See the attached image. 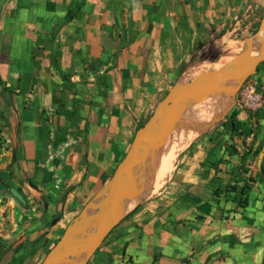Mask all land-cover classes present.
Here are the masks:
<instances>
[{
	"label": "crops",
	"instance_id": "1",
	"mask_svg": "<svg viewBox=\"0 0 264 264\" xmlns=\"http://www.w3.org/2000/svg\"><path fill=\"white\" fill-rule=\"evenodd\" d=\"M263 9L264 0H0L1 180L36 202L25 227L43 237L32 255L110 182L166 88L161 53L183 36H226ZM207 130L157 195H130L135 205L84 264H264V103L235 100Z\"/></svg>",
	"mask_w": 264,
	"mask_h": 264
},
{
	"label": "rangeland",
	"instance_id": "2",
	"mask_svg": "<svg viewBox=\"0 0 264 264\" xmlns=\"http://www.w3.org/2000/svg\"><path fill=\"white\" fill-rule=\"evenodd\" d=\"M263 14L264 9L257 15L255 20L253 16L248 18L246 20L247 25L243 24L241 28L234 30L232 33H228L226 31V36H216L215 39L209 42L208 40L192 42L191 37L189 36L181 37V41L177 39L176 43L172 42L170 46L171 51L166 53V55L161 53L160 58H163L161 59L163 62L160 64V67L157 70L159 77H161L160 79H166V88L159 96V100L153 107V111L148 120L155 114L159 105L169 96L172 89L176 85L181 84V81L182 83H186L198 77L204 76L207 73L220 69L217 68V63L222 60H227L226 65L234 63V52L246 39L255 35L261 26ZM245 26H248L249 28H245ZM262 63L258 65L256 73L248 77L245 81L236 83V89H228L226 94H233L234 101L238 100L246 103L248 96L244 95L243 91L249 85L256 87L257 92L264 93V88L258 81V74ZM213 64H215V66ZM222 98L223 95H217V102L219 103ZM182 111L183 114L180 121L177 123L178 125H175L172 130L167 128L163 134L165 136V142L176 136L179 132L193 134L188 146L182 149L176 156L174 167L178 162L179 156L188 152L190 149L189 145L195 139V137L198 135L201 136L203 133L205 134L208 131V127L212 125L213 122L222 123L223 117L225 116H215V118H212L211 120H206L204 117L198 116V104L193 99H190L183 104ZM188 125L189 127H187ZM149 152H152V149H150ZM157 157L159 161L160 153L158 150L152 156L145 158L144 161L137 166L133 176L129 180V185L133 196L139 195V198L146 200L152 195H157L158 192L163 188L165 180H167L174 171L173 168L167 177L162 180L161 186L158 189H155L156 173L158 168V163H156ZM4 171L5 169H0V183H6L5 181L1 180V177L4 175ZM143 189L145 192H143ZM12 198L14 197L8 188H0V264H42L48 252L63 236L65 232H63V228L66 229L69 225H66L67 219H71L72 221L75 217H73L74 215H69L67 219L63 218L58 221V224H60L61 227L58 230H54L53 232L49 233V236H51L55 241L52 243V245H50L49 248H47V252L45 255H43V257L40 255L38 257L37 255L32 254L34 253V250H37L35 249L36 246L41 249L42 245L41 243L39 245L38 242L41 237H43V233H40L38 237H33L30 235V231H27L25 227V224L33 221L34 217H36V202L32 203L29 202V199H27L26 201L28 203L25 209V207L18 200L13 201ZM40 203L43 204V201H40ZM134 205L135 202H133V206ZM39 208L43 209V205L39 206ZM31 242L35 243V245L30 244ZM66 249H69V246H67ZM68 260L69 259L59 258L54 264H63V262L65 263Z\"/></svg>",
	"mask_w": 264,
	"mask_h": 264
},
{
	"label": "water",
	"instance_id": "3",
	"mask_svg": "<svg viewBox=\"0 0 264 264\" xmlns=\"http://www.w3.org/2000/svg\"><path fill=\"white\" fill-rule=\"evenodd\" d=\"M260 28L264 29V14ZM249 60L252 64L248 67H242L246 62L234 60V63L218 70L176 85L155 114L138 129L128 153L118 164L110 182L73 219L42 264H54L59 258L70 259L79 252L87 254V259L109 230L123 217L121 200L132 195L129 180L134 174V166L138 161L155 154L164 144L163 134L167 128L172 130L178 123L183 104L192 99L194 94L214 92L233 78H239L240 82L245 81L264 62V48L259 55L250 57L247 61ZM143 136L150 137V141L144 146L141 143ZM150 149L152 152H149ZM67 246L69 249H66Z\"/></svg>",
	"mask_w": 264,
	"mask_h": 264
},
{
	"label": "bare ground",
	"instance_id": "4",
	"mask_svg": "<svg viewBox=\"0 0 264 264\" xmlns=\"http://www.w3.org/2000/svg\"><path fill=\"white\" fill-rule=\"evenodd\" d=\"M263 48H264V29L259 28L254 36L246 39L240 46H238L237 50L234 52L235 54H234L233 58L235 61H239L242 63L246 62L242 67H248L252 64L250 60L247 61L248 58L259 55V53L262 51ZM226 63H227V60L220 61L219 63H217V68H221V67L225 66ZM213 65L215 66V64H213ZM186 73H187V71H186ZM238 82H240L239 78H233V79L229 80L223 87H221L220 89H218L214 92L206 93V94H200V93L194 94L192 99L194 101H196V103L198 104V109H199L198 116H202L206 120H208V119L211 120L212 118H215V116L221 117V116L226 115V113L228 112V110L230 109V107L232 106V104L234 102V95L230 94V93L226 94V91L228 89H236L235 85ZM181 83H182V81H181ZM220 94L223 95V98L218 103L216 100V97H217V95H220ZM182 114H183V111L180 112L178 122L180 121ZM200 119H202V118H200ZM184 120H186V119H184ZM176 125H178V124H176ZM200 126H201V124H200ZM187 127H189V125ZM192 135L193 134H187L184 132H179L176 136L170 138L167 142H164L165 144L161 148L158 149V151L160 153V159L158 161V157L156 158V161H157L156 163H158V165H157L158 168H157V173H156L155 189H158L161 186L162 180L165 179L167 177V175L173 170L174 161L176 159V156L178 155V153L182 149H184L188 146V144L192 138ZM149 141H150L149 136H143L141 138V143L143 146L148 144ZM150 164H152V163H150ZM135 176H137V175H135ZM139 176H141V175H139ZM145 180H147V179H145ZM143 192H145V190ZM137 197H136V199H137ZM133 202H135L134 199H132L130 197H125L121 202V207H120L121 211L123 213L130 211L133 208ZM86 256H87V254L79 252V253L75 254L72 258H70L67 262H65V263L63 262V264H83V262L86 259Z\"/></svg>",
	"mask_w": 264,
	"mask_h": 264
},
{
	"label": "built area",
	"instance_id": "5",
	"mask_svg": "<svg viewBox=\"0 0 264 264\" xmlns=\"http://www.w3.org/2000/svg\"><path fill=\"white\" fill-rule=\"evenodd\" d=\"M244 95H247L246 103L251 108H258L264 103V93H259L256 91V87L249 85L244 91Z\"/></svg>",
	"mask_w": 264,
	"mask_h": 264
},
{
	"label": "trees",
	"instance_id": "6",
	"mask_svg": "<svg viewBox=\"0 0 264 264\" xmlns=\"http://www.w3.org/2000/svg\"><path fill=\"white\" fill-rule=\"evenodd\" d=\"M231 117H232L233 123H234L233 130L237 131L238 130V128H237V122L238 121L235 118L236 117L235 111L232 112ZM225 123L226 122L224 121L223 124H225ZM5 187L9 189L10 193L12 194V196L14 198H16L22 205L27 206V201L22 196V194L20 193V191H19L20 189L19 188H16L13 185L8 184V183H0V188H5Z\"/></svg>",
	"mask_w": 264,
	"mask_h": 264
}]
</instances>
